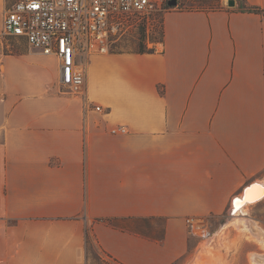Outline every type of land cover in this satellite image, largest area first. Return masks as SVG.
<instances>
[{"label":"crops","instance_id":"obj_1","mask_svg":"<svg viewBox=\"0 0 264 264\" xmlns=\"http://www.w3.org/2000/svg\"><path fill=\"white\" fill-rule=\"evenodd\" d=\"M244 3L263 12L167 11L148 50L90 56L82 94L55 57L0 38V264H88L86 228L122 264L192 262L196 227L264 180V0ZM231 252L220 264H248Z\"/></svg>","mask_w":264,"mask_h":264},{"label":"built area","instance_id":"obj_2","mask_svg":"<svg viewBox=\"0 0 264 264\" xmlns=\"http://www.w3.org/2000/svg\"><path fill=\"white\" fill-rule=\"evenodd\" d=\"M0 38L23 39L57 59L63 91L82 94L90 56L107 53L111 44L133 31L147 34L172 9L169 0H9ZM99 106H95L99 110ZM124 127L110 129L124 133Z\"/></svg>","mask_w":264,"mask_h":264},{"label":"rangeland","instance_id":"obj_3","mask_svg":"<svg viewBox=\"0 0 264 264\" xmlns=\"http://www.w3.org/2000/svg\"><path fill=\"white\" fill-rule=\"evenodd\" d=\"M236 1L241 2L242 8L246 5L244 3V0H234V4ZM9 2V0H6V5H8ZM222 6H228L227 0H177L176 5L172 7V9L213 10ZM161 34L162 23L159 25V27L155 29V31L149 34L145 33L143 29L133 31L128 35H125L121 39L117 40L116 42H113L108 52L112 50H148L150 48L149 42L158 40L161 37ZM8 40L10 44H13V49L22 47L24 44H27L23 39H17L15 37H8ZM263 207L264 199L261 202L247 205L244 211L246 216L252 217L254 215V212L257 214H264V210H262ZM227 210L221 218H219L218 220L214 219L211 222V225H209L208 227H196L197 232L204 234L205 236H199L198 240L194 238L197 241L191 239L190 245H193L195 242L198 243H196V252L192 257V262L190 264H220V259L223 250L225 252L224 257L226 255H230L232 253L231 251H235L233 253V255L235 256L234 259L239 261H242L244 259L246 262H248V264H252L253 262L251 261V257H249L250 253H237V251H245L249 247L248 245L253 243H256L259 247H261V249H264V243H260L256 239V237L253 236L252 233H250L247 229L244 228L240 220H238L239 215H229V212ZM240 216H243L242 213H240ZM225 218H228V221H226L227 219L225 220ZM223 222L226 223L223 230L216 234V236L214 235L210 237V234H215V231L217 232V229L220 228ZM158 227L160 228V226L156 227L155 225L149 224L147 226L148 234L153 235L154 233V235H158ZM262 228H264V226H262ZM89 235L90 239L89 244L87 246L88 264H104V261H110V259L106 257L104 253L101 252L94 238L91 236L90 232ZM262 237L264 238V234H262ZM237 254L239 255L238 258Z\"/></svg>","mask_w":264,"mask_h":264},{"label":"bare ground","instance_id":"obj_4","mask_svg":"<svg viewBox=\"0 0 264 264\" xmlns=\"http://www.w3.org/2000/svg\"><path fill=\"white\" fill-rule=\"evenodd\" d=\"M264 197V180L254 182L251 186H248L244 191L242 190L241 194L239 196H235L234 199L231 202V208L230 213L234 216H238V220L243 224L244 228L247 229L250 233L253 234V236L256 237V239L261 243H264V239L262 236H260V231H254L253 230V224L252 220L248 217L245 218V216H240V213L242 215H245V207L247 205L256 203L260 201ZM264 260V257L261 256ZM251 261L253 263H259L260 260L251 257ZM262 261V260H261ZM262 263V262H261Z\"/></svg>","mask_w":264,"mask_h":264},{"label":"trees","instance_id":"obj_5","mask_svg":"<svg viewBox=\"0 0 264 264\" xmlns=\"http://www.w3.org/2000/svg\"><path fill=\"white\" fill-rule=\"evenodd\" d=\"M242 9L246 10V11H249V12H255V13H262L263 12V10L260 9L259 7H257V6L245 5ZM144 51H146V50H143V49L142 50H138V52H144ZM98 220H103V221H106V222H109V223H112L114 221L113 219H109V218H101V219H98ZM89 239H90L89 231L86 228V230H85L86 257H87V246L89 244ZM98 247L101 250V252L104 253L106 255V257H108L110 259V261H104V264H122L118 260H116L114 257H112L110 254H108L106 251H104L99 245H98Z\"/></svg>","mask_w":264,"mask_h":264},{"label":"water","instance_id":"obj_6","mask_svg":"<svg viewBox=\"0 0 264 264\" xmlns=\"http://www.w3.org/2000/svg\"><path fill=\"white\" fill-rule=\"evenodd\" d=\"M176 0H169V5L170 6H172V7H174L175 5H176ZM227 5L228 6H233L234 5V0H227ZM254 183V182H253ZM253 183H250V184H248V185H246L245 187H244V189H243V191L248 187V186H251ZM234 199V198H233ZM232 199V200H233Z\"/></svg>","mask_w":264,"mask_h":264}]
</instances>
